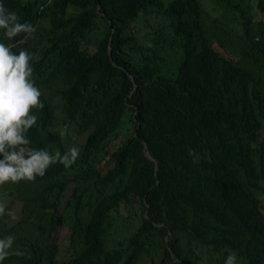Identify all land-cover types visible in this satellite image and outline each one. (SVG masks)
I'll return each mask as SVG.
<instances>
[{
	"label": "trees",
	"instance_id": "16d2710c",
	"mask_svg": "<svg viewBox=\"0 0 264 264\" xmlns=\"http://www.w3.org/2000/svg\"><path fill=\"white\" fill-rule=\"evenodd\" d=\"M5 5L33 26L0 31L33 56L30 146L79 155L0 184L3 264H264V0ZM15 199L28 215L10 223Z\"/></svg>",
	"mask_w": 264,
	"mask_h": 264
},
{
	"label": "clouds",
	"instance_id": "9594fccd",
	"mask_svg": "<svg viewBox=\"0 0 264 264\" xmlns=\"http://www.w3.org/2000/svg\"><path fill=\"white\" fill-rule=\"evenodd\" d=\"M0 31L9 40L20 33H25L27 39L33 26L27 21L20 22L18 15L6 7L5 0H0ZM32 60L27 50L13 53L8 44L0 41V184L32 181L56 162L68 168L79 155L76 147L64 154L59 151L50 154L30 146L26 133L37 120L30 109L43 107L41 92L32 79ZM4 214L5 208L0 204V216ZM12 244L11 235L0 238V264L9 255ZM224 264H239L235 252L227 254Z\"/></svg>",
	"mask_w": 264,
	"mask_h": 264
},
{
	"label": "rangeland",
	"instance_id": "374dc122",
	"mask_svg": "<svg viewBox=\"0 0 264 264\" xmlns=\"http://www.w3.org/2000/svg\"><path fill=\"white\" fill-rule=\"evenodd\" d=\"M254 0H252V4H253ZM208 4V3H207ZM207 11L209 12V14H214V8L210 7V9L206 8ZM147 37H149V35H147ZM58 129L59 131L62 133V136L64 138V141L66 142L65 145L68 146L69 148L71 147L72 143L69 141L67 142V140L72 139L74 136L72 133H70V137L65 135V131L62 127V123L58 122ZM25 195H30L31 191L30 190H24L23 192ZM10 198L9 197H0V204L4 205L5 203L10 202ZM24 202L22 203V201L20 199H15L13 201V203H11V207L12 210L9 212L10 213V223L17 220L19 217H26L28 215V213L26 214V212L28 211L26 208H24ZM121 222L119 225V230L122 228L121 227ZM120 231H118L119 233ZM25 233V232H24ZM69 230H68V226H62L60 229L57 230V234L54 235V239L55 241L58 239L59 240V247L58 250L56 252L55 257L56 258H68L71 256V254H74L73 249L70 247V249L68 248V242H69ZM119 237L117 235H115L113 238H110V248L114 247V244L116 243V240ZM137 264H144V258L141 257L140 261Z\"/></svg>",
	"mask_w": 264,
	"mask_h": 264
},
{
	"label": "water",
	"instance_id": "95a60500",
	"mask_svg": "<svg viewBox=\"0 0 264 264\" xmlns=\"http://www.w3.org/2000/svg\"><path fill=\"white\" fill-rule=\"evenodd\" d=\"M144 150H145L146 154H148V152L146 151V145H145V147H144ZM148 156H149V155H148ZM149 158H151V157H149Z\"/></svg>",
	"mask_w": 264,
	"mask_h": 264
}]
</instances>
